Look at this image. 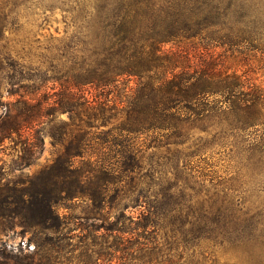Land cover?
Listing matches in <instances>:
<instances>
[{
    "label": "trees",
    "instance_id": "16d2710c",
    "mask_svg": "<svg viewBox=\"0 0 264 264\" xmlns=\"http://www.w3.org/2000/svg\"><path fill=\"white\" fill-rule=\"evenodd\" d=\"M0 109L25 166L61 146L0 192L35 243L0 264H264V0H0Z\"/></svg>",
    "mask_w": 264,
    "mask_h": 264
},
{
    "label": "rangeland",
    "instance_id": "374dc122",
    "mask_svg": "<svg viewBox=\"0 0 264 264\" xmlns=\"http://www.w3.org/2000/svg\"><path fill=\"white\" fill-rule=\"evenodd\" d=\"M59 29L60 32L63 31L64 25L61 20L60 12H56L55 16L53 17L52 21L49 24H46L43 29L38 30L37 37L35 39L39 40L40 43H34L35 47H40L39 51L44 50V47L48 43V38L50 35H60L57 33ZM27 30H24L21 35H9V39H16L17 41L21 40L23 33L25 34ZM16 40L10 41V45H16L17 48H21V43H16ZM166 50L177 48V46L173 44H167L164 46ZM181 49V47H180ZM184 49V48H183ZM186 49V48H185ZM192 59L195 60L194 57ZM32 62L36 63L37 58L34 57ZM134 85V82L131 83ZM121 85V84H120ZM120 88V87H119ZM117 90H114L111 93V98L115 96ZM6 94V92L4 91ZM5 100H11L9 97H5ZM0 109V113H1ZM66 118V115L62 116ZM19 137L15 136L14 140L7 139L0 145V192L4 188V185L9 183L10 185L16 182H28L30 178L40 172L44 167L51 164L52 161L56 158V156L61 151L60 145H54L52 143L51 137L45 135L44 137V147L42 154L30 165L25 166V162L22 158L24 155L21 152L22 144L18 142ZM211 160L213 161L214 168L217 170L218 174L226 176L233 171L231 166V161L229 158L224 156H216L213 155ZM2 195L0 194V199H2ZM61 213L65 212V209L59 208ZM77 212L81 211V208L78 207L76 209ZM78 233L79 230H76L75 233ZM31 236L30 232L23 233L22 226L19 224L18 221L9 227V224L5 221L0 220V252H10V253H18L20 249L24 250L25 252H33L35 249V243L29 242V238ZM42 240L46 237V234H41ZM218 247L212 249V247L208 250L209 255V264H213L214 259H218L221 263L231 260L232 262L235 261V256L232 255L231 252H224V248L217 245Z\"/></svg>",
    "mask_w": 264,
    "mask_h": 264
}]
</instances>
